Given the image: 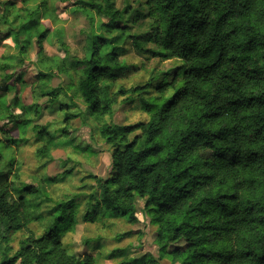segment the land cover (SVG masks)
<instances>
[{"label": "clouds", "instance_id": "9594fccd", "mask_svg": "<svg viewBox=\"0 0 264 264\" xmlns=\"http://www.w3.org/2000/svg\"><path fill=\"white\" fill-rule=\"evenodd\" d=\"M0 264H264V0H0Z\"/></svg>", "mask_w": 264, "mask_h": 264}, {"label": "rangeland", "instance_id": "374dc122", "mask_svg": "<svg viewBox=\"0 0 264 264\" xmlns=\"http://www.w3.org/2000/svg\"><path fill=\"white\" fill-rule=\"evenodd\" d=\"M0 155H2V154H0Z\"/></svg>", "mask_w": 264, "mask_h": 264}]
</instances>
